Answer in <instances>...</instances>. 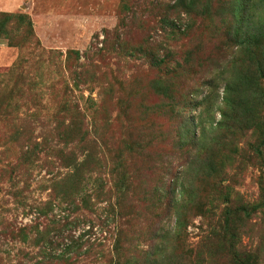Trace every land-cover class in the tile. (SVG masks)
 <instances>
[{
	"label": "rangeland",
	"instance_id": "374dc122",
	"mask_svg": "<svg viewBox=\"0 0 264 264\" xmlns=\"http://www.w3.org/2000/svg\"><path fill=\"white\" fill-rule=\"evenodd\" d=\"M0 264H264V0H0Z\"/></svg>",
	"mask_w": 264,
	"mask_h": 264
},
{
	"label": "crops",
	"instance_id": "0c3cea01",
	"mask_svg": "<svg viewBox=\"0 0 264 264\" xmlns=\"http://www.w3.org/2000/svg\"><path fill=\"white\" fill-rule=\"evenodd\" d=\"M16 2L15 1H12V3H8L7 6L5 7H2V5H0V8L3 9V8H6V9H10L11 8V5H14Z\"/></svg>",
	"mask_w": 264,
	"mask_h": 264
}]
</instances>
